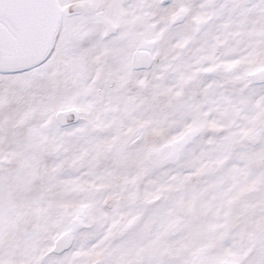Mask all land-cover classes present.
<instances>
[{"label":"snow or ice","instance_id":"obj_1","mask_svg":"<svg viewBox=\"0 0 264 264\" xmlns=\"http://www.w3.org/2000/svg\"><path fill=\"white\" fill-rule=\"evenodd\" d=\"M0 264H264V0H0Z\"/></svg>","mask_w":264,"mask_h":264}]
</instances>
